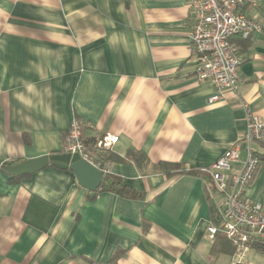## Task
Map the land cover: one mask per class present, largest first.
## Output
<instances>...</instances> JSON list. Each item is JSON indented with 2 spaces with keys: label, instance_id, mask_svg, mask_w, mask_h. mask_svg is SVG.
<instances>
[{
  "label": "crops",
  "instance_id": "1",
  "mask_svg": "<svg viewBox=\"0 0 264 264\" xmlns=\"http://www.w3.org/2000/svg\"><path fill=\"white\" fill-rule=\"evenodd\" d=\"M240 12L261 29L234 38L241 84L218 93L195 76L188 0H0V160L62 154L78 120L86 139L117 137L90 155L140 194L93 195L52 165L0 172V264L234 261L222 234L208 236L220 195L205 171L244 133V104L264 117V0ZM259 150L245 189L255 203L264 199ZM244 260L264 264V246Z\"/></svg>",
  "mask_w": 264,
  "mask_h": 264
},
{
  "label": "built area",
  "instance_id": "2",
  "mask_svg": "<svg viewBox=\"0 0 264 264\" xmlns=\"http://www.w3.org/2000/svg\"><path fill=\"white\" fill-rule=\"evenodd\" d=\"M188 4L192 19L189 38L197 60L196 79L209 81L218 93L236 91L241 84L238 70L243 60L233 40L236 37L246 40L261 29L257 22L240 12V7H256L258 0H188ZM217 99L219 96H214L210 101ZM243 107L244 133L205 171L210 177L207 188L220 195L215 208L217 223L208 228V236L222 234L233 246L235 258L231 264H247L246 253L255 245L264 246V199L255 203L245 196V189L261 159L259 149L264 145V117L256 115L248 105ZM116 142L117 137L106 135L97 140L96 146L108 149ZM61 152L77 154L94 168L108 172L86 153L82 127L77 120L71 122L64 134Z\"/></svg>",
  "mask_w": 264,
  "mask_h": 264
},
{
  "label": "water",
  "instance_id": "3",
  "mask_svg": "<svg viewBox=\"0 0 264 264\" xmlns=\"http://www.w3.org/2000/svg\"><path fill=\"white\" fill-rule=\"evenodd\" d=\"M49 165L70 171L74 175L76 182L90 192H96L101 186L103 172L82 160L77 154L56 153L25 160L13 165H4L3 161L0 160V172L10 177L31 175Z\"/></svg>",
  "mask_w": 264,
  "mask_h": 264
},
{
  "label": "trees",
  "instance_id": "4",
  "mask_svg": "<svg viewBox=\"0 0 264 264\" xmlns=\"http://www.w3.org/2000/svg\"><path fill=\"white\" fill-rule=\"evenodd\" d=\"M82 140H83V145H84V149H85L86 153L92 154V153H96L97 151L102 150L101 148H98L96 146L97 139L94 140V139L84 138L83 131H82ZM128 156L131 158H134V159L136 158L135 160L137 161L138 164H140L141 161L143 162L145 160L144 156H142L139 153H135L133 151H130ZM3 163H4V165H13L15 163V161H3ZM101 191H113V192H117L118 194H121V195H128V196H130V195L136 196L137 195V196H140L139 193L127 191L125 189V187H123L121 185L120 180L114 176H111L108 172L103 173V180H102L101 186H100L99 190H97L96 192H93V195H95ZM213 215H214V217H213L214 222L217 223L216 219H215V212L213 213ZM218 242H220V245L222 247H224L223 249L230 248L231 244L228 241H226L225 238L219 239ZM233 250H234V248H233Z\"/></svg>",
  "mask_w": 264,
  "mask_h": 264
}]
</instances>
